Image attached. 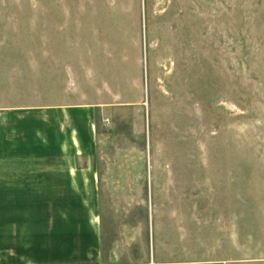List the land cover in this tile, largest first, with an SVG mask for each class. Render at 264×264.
I'll list each match as a JSON object with an SVG mask.
<instances>
[{"label": "rangeland", "instance_id": "rangeland-1", "mask_svg": "<svg viewBox=\"0 0 264 264\" xmlns=\"http://www.w3.org/2000/svg\"><path fill=\"white\" fill-rule=\"evenodd\" d=\"M5 7L47 25L19 41L0 25L1 53L47 38V102L99 105L102 196L121 246L137 242L127 257L153 214L196 258L264 264V0H0V23Z\"/></svg>", "mask_w": 264, "mask_h": 264}, {"label": "crops", "instance_id": "crops-1", "mask_svg": "<svg viewBox=\"0 0 264 264\" xmlns=\"http://www.w3.org/2000/svg\"><path fill=\"white\" fill-rule=\"evenodd\" d=\"M3 11L14 14L0 23L13 41L47 29L23 21L19 8ZM28 41L46 48L0 52V264H244L196 258L153 214L138 231L140 258L127 257L137 242L121 246L102 196L99 105L47 102V38Z\"/></svg>", "mask_w": 264, "mask_h": 264}]
</instances>
